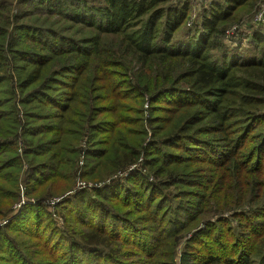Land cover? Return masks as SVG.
I'll return each instance as SVG.
<instances>
[{"label": "trees", "instance_id": "trees-1", "mask_svg": "<svg viewBox=\"0 0 264 264\" xmlns=\"http://www.w3.org/2000/svg\"><path fill=\"white\" fill-rule=\"evenodd\" d=\"M247 1L211 3L188 39L176 42L188 21V3L20 0L22 13L29 11L24 17H30L20 22L0 0V86L5 85L0 107L8 106L0 112V182H9L5 171L22 164L11 139L22 126L13 105L16 88L33 87L52 73L51 85L19 100L29 107L31 120L41 115L35 111L40 106L58 120L57 128L54 122L22 126L29 137L23 149L31 169L28 193L42 187L49 172L58 173L59 153L67 152L64 127L80 125L79 105L93 104L96 91H111L108 99L117 102L134 98L148 104L139 120L125 116L122 104L100 109L113 117L98 126L113 143L85 152L93 161L91 174L104 173L103 185L57 207L64 231L53 214L41 217L35 206L15 215L0 209L10 216L0 228V259L35 264L33 258L46 261L47 254L52 264H264V28L249 33L255 51L224 49L215 56V35H224L222 26ZM48 24L52 29L43 26ZM61 86L69 93L58 96ZM179 112L188 118L168 132L163 126L168 120L154 116ZM10 119L16 126L7 124ZM135 126L145 136L132 145ZM48 130L52 136L41 137ZM148 132L151 138L144 142ZM137 163L143 168L113 182ZM205 170L210 175L203 176ZM3 200L18 199L0 186V205ZM110 203L130 215L145 213L151 226H139L140 218L131 220Z\"/></svg>", "mask_w": 264, "mask_h": 264}, {"label": "rangeland", "instance_id": "rangeland-1", "mask_svg": "<svg viewBox=\"0 0 264 264\" xmlns=\"http://www.w3.org/2000/svg\"><path fill=\"white\" fill-rule=\"evenodd\" d=\"M5 3L8 4L10 9V16L13 19L16 15L21 18L19 19L20 22H30V17L25 18L24 15L28 14V9L26 10V13H22L24 5L20 2V0H4ZM90 1V0H89ZM93 3L98 4V0H91ZM218 2L222 4L223 6H226L228 4L229 0H173V2L177 4H184L188 3L190 5V14L188 17V21L186 24L182 27V29L177 33L176 35V42H182L188 39V33L193 32L195 30V24H198L201 20L202 14L209 10L211 7V3ZM264 13V0H248L245 5H242L237 8L235 11V14L233 15L232 21L222 26L221 29H224V35L222 36H216L214 38L216 44H218V48L216 51V57L220 55L221 52H224L225 50L228 51H234L239 53H247L250 51H255V48L253 44H251V37L249 34L252 29L263 27L264 24L259 25L256 23V18L259 15V13ZM31 24V23H28ZM33 25H40V24H33ZM45 27H48L49 29H52V25H43ZM70 35V33H68ZM54 66L53 64L50 65V68ZM49 68V69H50ZM51 70V69H50ZM47 77V78H46ZM45 79H43L41 82L37 83L33 87H29L28 89H22L21 87L16 88V102L13 104L17 110V118L22 122V126L24 125L29 126L30 124L34 125V127H31L32 129L35 128V125L37 124L38 127L42 125H52V122L55 123V128L58 127V120L51 119L49 117L50 111L42 108L40 106L38 109H36V112L41 113L39 117L35 118L36 121L31 120V115L28 113V106H24L23 104L19 103L20 98H24L31 90L38 89V90H44L42 88H46L45 86L51 85L52 83V73H48L45 75ZM66 80V79H63ZM69 82V81H66ZM44 84V85H43ZM5 85L0 86V90L4 88ZM57 90L58 96H64L67 93H69L68 88L65 86L59 87ZM109 94H111V91L109 90H103V91H96L93 96L95 97V102L93 104H82L80 106V116H77L76 120L78 123H80L77 128L72 126H66L65 128V136L63 137V144L65 146V149L67 152H61L59 153V158L62 159V163L60 165L58 173L54 176L53 171L48 173L49 180L44 183L42 187H38L35 189V192H27V188L25 185V180L28 172L31 170L29 168V164L26 160V158L23 156V149L26 145V141L29 140L28 136H25L26 132L23 129V127H19L18 130H13L15 137H11V139L15 140L16 144H18V152L22 161V164L18 166L17 168H10L6 170L5 172H8L9 175L7 176L9 182H12L13 184L9 183L8 181H1L0 186L10 190L11 193L15 194L17 196L18 200L12 201H6L3 200L4 203L0 205V209L6 208L9 212L13 215L17 214L21 209L27 207H36L37 211L39 212L38 215L49 216V214L52 217V214L54 216V220L57 224V226L64 231L66 229V223L55 215V211L57 210V207L69 199L70 197H73L77 192L93 188V187H101L103 184H100L99 181L104 178L103 172H94L93 175L91 174V165L90 159L87 158V154L85 151L87 149H93L95 146L99 148L102 146L103 148H107V146L111 143H113V139L111 138L108 140V137L106 135H103L101 132V129L98 128L99 125L102 126V120H112L113 117L109 113H103L99 114L100 109L104 106H109L112 104H122L125 108V116L129 118H135L136 120H139V110L144 107L145 109L148 108V104L141 105L138 103V101L134 98L126 99L123 102H117L114 99H108ZM9 104V103H8ZM10 106V104H9ZM8 106H1L0 112H4ZM89 108L91 109L90 115H89ZM93 108V109H92ZM43 109V110H42ZM148 113L146 112V116ZM156 118L158 117H164L166 120H168L167 123H163V126H165V132L171 131L176 128L179 129L181 125H183L187 115L186 112H179L177 115L172 114V117H170V114H161L157 113L154 115ZM171 118V119H170ZM43 119H47L45 121H42ZM51 119V120H50ZM170 119V120H169ZM9 125L16 126L15 121L10 119V121L7 123ZM84 126V127H83ZM160 126V125H159ZM83 128V130H82ZM133 132L136 133V135L131 137L130 144H134V141L138 138H143L145 135H142L139 133L138 126L132 127ZM163 129V130H164ZM83 131V135L79 137V133ZM45 139H49L52 135V132L49 130L45 133H42ZM163 135L165 133H159V135ZM24 135V136H23ZM92 139L93 141L88 140ZM77 138L76 143L74 142ZM151 138V132H148V135H146L144 142L146 140H149ZM88 140V143H87ZM141 141V143H142ZM109 142V143H108ZM107 143V144H106ZM144 144V143H143ZM54 148V147H53ZM142 154V152H140ZM87 158V159H86ZM139 160H143V157L141 156ZM93 162V161H91ZM137 167L136 169L143 168L141 163H137L135 165L129 166L127 171H124L122 173L116 174V176L112 179L113 182L117 181H123L127 175L129 174V170H132L133 168ZM128 172V173H127ZM145 172V171H144ZM201 174L203 176L210 175V172L208 170L202 171ZM110 206H113L117 209L119 213L122 215L128 216L131 220L135 216L137 218H140V222H138L139 226L146 227L151 226L150 221L145 218L147 216L145 213H137L135 215H130L128 212L129 209L125 207H118V204L116 203H110ZM7 212V211H5ZM11 214V216H12ZM36 214V213H35ZM66 212H64V215ZM47 215V216H46ZM10 216L4 217V215H0V228L7 224L10 220ZM264 219V218H262ZM70 231L71 226L69 224ZM186 239H182L179 245V250L184 248ZM31 242L35 243L37 242L35 239L31 238ZM39 245H41L39 243ZM50 253V252H49ZM51 255V254H50ZM35 264H45L46 262L48 264H52V257L48 256L46 254V261H42L40 259L33 258ZM130 261L137 262L136 259L130 258ZM0 262L2 264H9V261L0 259ZM138 264V263H135Z\"/></svg>", "mask_w": 264, "mask_h": 264}, {"label": "built area", "instance_id": "built-area-1", "mask_svg": "<svg viewBox=\"0 0 264 264\" xmlns=\"http://www.w3.org/2000/svg\"><path fill=\"white\" fill-rule=\"evenodd\" d=\"M255 22L258 23L259 25L264 24V13L263 12L259 13Z\"/></svg>", "mask_w": 264, "mask_h": 264}]
</instances>
